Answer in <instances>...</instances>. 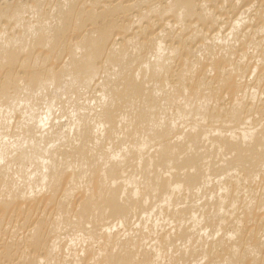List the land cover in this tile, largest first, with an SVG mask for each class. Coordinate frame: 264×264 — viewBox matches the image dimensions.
<instances>
[{"label":"bare ground","instance_id":"6f19581e","mask_svg":"<svg viewBox=\"0 0 264 264\" xmlns=\"http://www.w3.org/2000/svg\"><path fill=\"white\" fill-rule=\"evenodd\" d=\"M18 1L0 0L25 16L0 24V240L41 218L16 264H264V1Z\"/></svg>","mask_w":264,"mask_h":264},{"label":"rangeland","instance_id":"374dc122","mask_svg":"<svg viewBox=\"0 0 264 264\" xmlns=\"http://www.w3.org/2000/svg\"><path fill=\"white\" fill-rule=\"evenodd\" d=\"M22 1H23V0H22ZM22 1L19 0L18 2H19V3H22L23 6H24V5L26 6V5H28V4H29V6H31V3H30V2H32V0H30V1H29V0L23 1V2H26V3L29 1L28 4H23ZM46 1H47V0H45V2H46ZM55 1H56V2H55ZM57 1H58V0H54L53 3H51V5L48 4V5H46V7L48 8V7H51V6H52V7H53V6H54V7L60 6L59 3H58L59 1H58V2H57ZM94 1H95L96 3H95L94 5H92V3H94ZM122 1H123V3H121ZM125 1H126V2H125ZM132 1H133V0H130V1H129V0H99V1H98V0H84V1H83V0H79V1H76V0H75V3L78 2L79 4H81V6H82V5H83V6L85 5V7H86V5H89L88 7H89L90 9L94 7V8L96 9L97 12H100V11H98V10H101V11L104 10V7H105V6H103L104 3H105L106 6L109 5L108 3H110V2H112L113 5H116V4H117V5H118V4H119V5H121V4H122V5H123V4H124V5H132V4H135V1H136V0H134L133 2H132ZM203 1H204V0H203ZM219 1L222 2V0H219ZM219 1H217V2L220 3V4H217V3H216V4H212L211 9H215V10H217V16L220 15L221 18L224 19L223 17H225L224 15H225L226 13L229 15V13H228V12H229L228 10L230 9V8L228 7L229 4H228V6H227V4L225 3L227 7H225V8L223 7V9L220 10L218 7L221 5V2H219ZM263 1H264V0H258V1H257V0H245V1L243 2L244 4L242 3V5L239 6V10H238V11L241 12V11L245 10V8L251 7V6L255 5L257 2H260V3H261V2H263ZM38 2L40 3V1H38ZM38 2H36V3H37V6H40V5H42V4L45 3V2H44V3H42V4H39ZM41 2H43V0H41ZM116 2H117V3H116ZM119 2H120V3H119ZM129 2H130V3H129ZM78 3L75 4L77 8H84V7H81V6L79 7V6H78V5H79ZM83 3H84V4H83ZM125 3H126V4H125ZM263 3H264V2H263ZM223 5H224V4L222 3V6H223ZM261 5H262V3H261ZM110 6H111V3H110ZM217 6H218V7H217ZM76 7H75V8H76ZM140 7H142V6H140ZM102 8H103V9H102ZM142 8H143V7H142ZM257 8H258V6L252 8V14H254V12H255V10H256ZM39 9H40V8H39ZM143 9H144V8H143ZM143 9L140 8V10H143ZM84 10H88V9L85 8ZM39 11H43V10L40 9ZM28 12H29V11H28ZM29 13H30V12H29ZM29 13L24 12L23 15H24V14H27V16H28ZM133 13H134V12H133ZM224 13H225V14H224ZM233 13H237V11H236V12H232V14L229 15V16H227V15H226V16H227L228 19H230V18L232 17V18H233V21H234V19L236 20V18H237L238 16L234 15ZM21 14H22V13H20L19 15H15L14 18H15L16 22H17V18H18ZM11 15H12V14H11ZM13 15H14V14H13ZM13 15H12V17H13ZM233 15H234V16H233ZM17 16H18V17H17ZM220 16H219V17H220ZM235 16H236V17H235ZM9 17H11V16H9ZM12 17H11V19H12L11 22H12V23L9 21V20H11L10 18H9V20H8L9 23H8L7 20H6L7 22H3L2 20H0V22H1L0 24L3 23V24H2V25H3V28H5L4 26H8V25H9V30H12V29H13V23L15 22V20L13 21V18H12ZM22 17H23V20H22ZM24 17H25V16H22V15H21V16H20L21 20H20V18H19V20H20V21H24ZM28 17H29V16H28ZM28 17H27V18H28ZM115 17H116V16H115ZM121 17H123V16H121ZM234 17H235V18H234ZM153 18H154V17H153ZM153 18H151V19H153ZM172 18H173V17L170 16V17H168V18H165L163 21H161V20H160V21H159V20L157 21V19L154 18L153 21H152V22L154 23L155 27H156V28H154L155 31H156V32H154V33H159L160 30L162 31V30H163L162 27H163L165 24H167V21H168V20H169V22H170ZM225 18H226V17H225ZM232 18H231L230 20H232ZM125 19H127V20L125 21ZM19 20H18V21H19ZM121 20H122V19L120 18L119 23H120V22H121V23H125V24H128V23H129L128 18H123V20H122L123 22H122ZM155 20H156V21H155ZM254 20H255V19H254ZM4 21H5V20H4ZM25 21H26V20H25ZM156 22H158V24H157ZM159 22H160V23L162 22V23H161L162 25H161ZM163 22H164V23H163ZM121 23H120V24H121ZM155 23H156V24H155ZM5 24H6V25H5ZM10 24L12 25V27H11ZM2 25H0V26H1V28H0V33H1V30L3 29V28H2ZM14 25H15V23H14ZM145 25L147 26L148 23L146 24V22H145V23L143 22V26H144V27H145ZM156 25H157V26H156ZM158 26H159V29L157 28ZM161 26H162V27H161ZM133 27H134V26H133ZM133 27H132V28H133ZM164 27H165V26H164ZM205 27H206L207 29H206ZM6 28H7V27H6ZM87 28L89 29V28H91V26H88ZM200 28H201V30H202V27H201V26L199 27V29H200ZM209 28H210V29H209ZM212 28H213L212 26L210 27V25H209V26L207 25V26H204V27H203V30H202V31H203L204 33L207 32L206 34H209V33H210L209 35H212L213 33H214V34L217 33L218 30H215V32H213L214 30H213ZM88 29H87V30H88ZM133 29H134V30H132V31L130 32V34H133L134 31H135V33L137 32V28H136V27H134ZM154 29H153V30H154ZM208 29H209V31H212V32L207 31ZM247 29H248V27H247ZM14 30H15V27H14ZM158 30H159V31H158ZM205 30H206V31H205ZM117 31H118V30L116 29V30H113V31L111 32V35H112L111 37H113V38H111V39H112V40H113V39H114V40L117 39L118 42H119L120 40H122V39H121L122 35L124 36L125 34L121 33L120 31H118V33H117ZM9 32H11V33H9V34L14 35V33H13L12 31H9ZM114 32H115V33H114ZM119 32H120V33H119ZM132 32H133V33H132ZM208 32H209V33H208ZM12 33H13V34H12ZM18 33H19V32H18ZM18 33H16V34H18ZM112 33H113V34H112ZM116 33H117V34H116ZM214 34H213V35H214ZM113 35H114V36H113ZM115 35H116V36H115ZM187 35H188V37L186 38L185 36H187ZM190 35H191V36H190ZM120 36H121V37H120ZM116 37H117V38H116ZM119 37H120V38H119ZM129 37H130V35H129ZM180 37H182L184 40H187L188 38L192 37V34L187 33V34H183V35H181ZM115 38H116V39H115ZM182 38H181V39H182ZM112 40H111V41H112ZM117 40H116V41H117ZM193 40H194V39H193ZM193 42H194V41H193ZM193 42L190 43L191 46H192ZM194 43H195V42H194ZM193 45H194V44H193ZM193 47H194V46H193ZM33 50H34V48H33ZM34 51H35V50H34ZM32 54H33V55H34V54H35V55H36V54L39 55L40 52H36V53H35V52L32 51ZM35 55L33 56V58H35L36 56H38V55H36V56H35ZM24 56H25V55H24ZM20 57H22V56H20ZM38 57L41 58L42 56L39 55ZM38 57H36V58L38 59ZM22 58H23V59H22ZM22 58H20L21 61L24 60V59L26 60V57H22ZM36 58H35V59H36ZM14 69H15V70H16V69H17V70H18V69L21 70V68H19V67H18V68L16 67V68H14ZM15 70H14V71H15ZM17 70H16V71H17ZM0 72H1V71H0ZM15 73H19V72L17 71V72H15ZM19 75H20V76L23 75L22 70L20 71V74H19ZM65 177H66V176H64V178H65ZM64 178H63V179H64ZM67 180H69V179L67 178ZM78 196H79V198H80V195H77L76 198L74 197V200H75L76 202H77L76 199H79V198H77ZM47 197H49V196H47ZM50 197H51V196H50ZM50 197H49V198H50ZM49 198H46V200H47V199L49 200V201L47 200V204H49L48 202L52 201V199H51L52 197H51L50 199H49ZM78 201H79V200H78ZM43 203H45V202L43 201ZM43 203H42V204H43ZM45 204H46V203H45ZM50 204H51V203H50ZM50 204H49V205H50ZM40 205H41V204H40ZM51 205H53V204H51ZM46 209H47V208H46ZM44 211H45V210H44ZM41 214H43V211H42ZM28 215L30 216V214H28ZM29 216H27V217H29ZM37 216H38V217H37ZM262 216L264 217V214H263ZM36 217H37V218H36ZM39 218H41V216L35 214L33 217H32V215H31L29 218H26V217H25V218H23V220L21 219V222H20L19 219H18V222H16V225H15V226H16V227H15L16 232L13 233V234H15V237H14V238H11V239L9 238L7 241H6V240H3V239L0 240V252H1V249L4 248V247H3L4 245H2L4 242H6L9 246L12 247V254H11V255H9V256H8V255H7V256H0V264H13V263L16 264V263H21V262H23V256H22L21 252H19V251H21L22 249H24V247L26 246V243H25V240H24L25 237H26V233H28V232L34 227V225L36 224L35 221H36L37 219H39ZM263 219H264V218H260V220H263ZM19 224H20V225H19ZM17 226H18L19 228H17ZM12 228H13V227H12ZM3 229H4V230H3ZM15 229H14V230H15ZM5 230H6V227H4V228L1 229V231H5ZM11 235H12V234H11ZM11 235H10V236H11ZM10 236H9V237H10ZM1 247H3V248H1Z\"/></svg>","mask_w":264,"mask_h":264}]
</instances>
